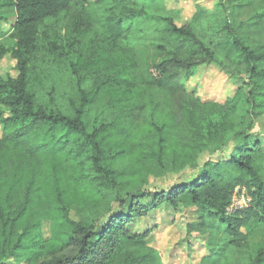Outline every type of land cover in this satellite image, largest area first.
Instances as JSON below:
<instances>
[{
    "label": "trees",
    "instance_id": "1",
    "mask_svg": "<svg viewBox=\"0 0 264 264\" xmlns=\"http://www.w3.org/2000/svg\"><path fill=\"white\" fill-rule=\"evenodd\" d=\"M106 1L0 0V60L16 71L0 73V264H175L139 224L161 208L193 209L187 232L205 249L197 264H225L236 247L264 264L255 238L264 229V129L253 131L264 127V40L246 42L229 9L264 0H192L186 19L168 0ZM60 19L64 37L42 30ZM72 30L95 50L74 54ZM8 34L12 46L1 42ZM209 65L235 85L223 102L187 85ZM117 188L123 196L103 218L69 216ZM235 188L250 200L228 213ZM49 222H64L66 241L44 236Z\"/></svg>",
    "mask_w": 264,
    "mask_h": 264
},
{
    "label": "rangeland",
    "instance_id": "2",
    "mask_svg": "<svg viewBox=\"0 0 264 264\" xmlns=\"http://www.w3.org/2000/svg\"><path fill=\"white\" fill-rule=\"evenodd\" d=\"M203 3L205 6L210 7L213 0H197ZM245 2V3H244ZM238 5L229 6L232 13V21L236 32L246 40L252 47H257L264 40V15L262 16L264 4L246 3L244 1ZM109 3V0L104 2L102 6ZM168 6L171 8H178L182 12L183 19L189 17L193 12L192 0H168ZM45 33L50 37H64L66 30L70 31L67 20L60 19L57 21H50L43 25L42 28ZM71 41H75L73 48L74 54H88L95 49H90V46L96 47L95 44L89 42L87 35L78 37L77 33L72 30ZM1 42L4 45L12 46L14 40L8 35L1 38ZM95 52L92 53V56ZM14 61L6 56L0 60V73L3 77L7 74L15 75ZM61 74V73H60ZM55 80H60L56 75ZM188 87H193L197 90V93L203 100L212 99L218 102H223L226 97L232 95L235 85L228 77L221 72L215 66H202L196 74L190 78L187 82ZM47 87L46 89H48ZM69 86L64 78L60 81V87L58 91L63 94H67ZM62 102V101H61ZM239 117L237 122L241 119L243 109H239ZM264 125V117L259 122ZM264 129L257 123L253 131L261 132ZM224 143V138L219 137L211 144V149L217 150ZM230 148L224 151V156L227 155ZM210 156L203 155L199 161L201 164L206 158ZM216 155L211 156L215 158ZM189 174L195 172L194 170H188ZM186 172V173H187ZM183 175V174H182ZM186 175V174H185ZM178 175L163 177L161 179H150V186L156 189L164 188L173 180H176ZM123 196L121 189L117 188L113 191H108L103 194L101 202L94 205L88 204L83 207L73 205L69 208V216L73 220L84 221L91 223L95 219L103 218L114 207V198L116 196ZM250 198L246 194L243 188H235L231 203L227 208V212L230 213L236 208H241L248 205ZM192 208H185L181 211H173L171 209H158L152 213L150 218H145L139 224L140 226H146L150 228V235L152 238V244L159 250L161 258L164 262L175 264H197L200 256L205 252L203 250L202 240L198 237L196 232H187V224L194 220L195 215L192 214ZM44 236H49L54 239L66 241L69 237V233L66 229L64 222H49L44 223L43 226ZM256 242L264 243V229L255 231ZM252 253L248 248L236 247L235 254L232 258L227 259L225 264H251Z\"/></svg>",
    "mask_w": 264,
    "mask_h": 264
}]
</instances>
